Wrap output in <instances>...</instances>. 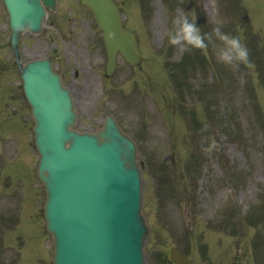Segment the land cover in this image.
<instances>
[{
    "label": "rangeland",
    "instance_id": "374dc122",
    "mask_svg": "<svg viewBox=\"0 0 264 264\" xmlns=\"http://www.w3.org/2000/svg\"><path fill=\"white\" fill-rule=\"evenodd\" d=\"M143 1L146 3H139L140 9H137L129 0H117L125 12L123 22L138 34L144 55L145 75H137L134 83L140 95L150 99L139 102L140 96L135 89L125 94L133 73L118 57L116 72L104 81L105 89L112 86L118 90L112 96L109 92L100 93L99 89L93 95L90 90L74 91L75 104L81 110V123L77 127L88 128L91 120L112 112L135 139L143 168V208L151 227V237L145 245L146 264H161L158 254L165 258L172 244L183 248L195 264H264V237L256 234V230L264 229H259L264 227V218L256 221L264 207V0ZM185 14H194L204 32H210L220 23L223 31L240 35L249 49L251 65L241 64L234 70L232 66L218 62L214 55L210 56L213 57L211 61L206 60L204 51L196 48H193L194 56L191 55L187 62V50L185 53L184 49L170 44L167 35L175 18ZM73 22L78 28L92 27L86 16L76 10ZM66 35L68 39L75 38L76 32L73 33L70 27ZM75 39L72 43L57 36L56 40L58 55L61 58L64 54L67 56L58 63L67 78L71 69L80 70L78 65L84 61L76 52L86 53L85 62L90 64L97 60L93 36H86L87 50ZM47 47L43 42L39 48L32 47L27 56ZM210 49L213 51L212 46ZM156 54L160 57L158 61ZM181 59L187 68L199 64L203 69L186 70L185 77L178 81L186 78L185 84L177 88L173 74L179 69ZM149 60L147 70L150 73L145 69ZM161 67H164L163 71ZM84 70L77 79L78 85H83L82 80L90 73V67L86 65ZM163 76L167 78L161 81ZM93 81L97 82L98 76ZM139 86L145 89L140 90ZM185 93L190 102L186 101ZM158 95L164 97L160 107L164 119L157 106L161 104ZM215 97L213 108H208V100ZM256 103L262 116L256 111ZM87 112L95 118L91 119ZM174 112L177 118L176 115H172L174 119L167 118L172 123L166 138L165 118ZM187 115L192 119L191 124ZM155 123L159 126H154ZM186 124L188 129H178ZM213 140L216 146L210 148ZM156 150L160 151L156 153ZM161 169L170 172L174 204L166 185L159 187L157 192L151 190ZM229 206L239 214L237 225L222 224L219 220L221 216L224 218V212L228 215ZM233 226L241 233L235 234ZM254 240L257 244H253ZM46 241L50 251L49 236ZM18 264H23L22 260Z\"/></svg>",
    "mask_w": 264,
    "mask_h": 264
},
{
    "label": "water",
    "instance_id": "95a60500",
    "mask_svg": "<svg viewBox=\"0 0 264 264\" xmlns=\"http://www.w3.org/2000/svg\"><path fill=\"white\" fill-rule=\"evenodd\" d=\"M6 2L8 4L10 0ZM44 2L47 4L48 1ZM82 2L92 9L104 32L108 54L107 71L110 72L113 68L117 50L130 63L138 62L139 55L133 33L121 28L114 3L111 0ZM23 4L21 14L15 7L11 9L13 30L24 27L38 30L43 15L38 0H23ZM22 77L26 96L32 106L36 145L41 154L38 175L47 194L44 214L47 228L54 236L55 264H104L105 254L111 264H125L111 255L120 253L118 247L125 245L129 237V227L134 224L127 220V213L119 221L111 223L103 218V207L125 209L126 204L131 205L132 216L138 220L135 222L138 229L135 236L139 237L140 242L134 241V247L139 243L140 252L137 250L136 253L137 262L139 264L140 260L141 264L140 248L146 236V228L139 216V196L132 203L118 185L101 179L103 171L104 174L106 172L104 165L112 157L121 161L124 170H131L138 177L131 141L108 118L103 129L96 134L86 133L89 136L86 137L88 143L92 142L109 150V154L103 155L99 162H93V158H89L80 165L82 155H78L77 164L78 157H67L64 152L71 148V144L79 147L81 142L78 141L84 136H79V133L69 128L75 122L76 112L69 91L62 87L59 75L52 72L49 61L44 59L27 63L22 69ZM110 163L111 160L109 165ZM99 192L103 193V199ZM86 243L91 244V247L81 255ZM171 258L175 264H189L176 249H172Z\"/></svg>",
    "mask_w": 264,
    "mask_h": 264
},
{
    "label": "clouds",
    "instance_id": "9594fccd",
    "mask_svg": "<svg viewBox=\"0 0 264 264\" xmlns=\"http://www.w3.org/2000/svg\"><path fill=\"white\" fill-rule=\"evenodd\" d=\"M194 14H185L175 18L173 27L168 31V40L184 50L193 48L207 50L212 46L216 60L238 70L241 64L251 65L249 49L240 35H232L222 30L220 23L210 31L204 32L197 24ZM213 140L209 146L215 147Z\"/></svg>",
    "mask_w": 264,
    "mask_h": 264
},
{
    "label": "flooded vegetation",
    "instance_id": "af4514ba",
    "mask_svg": "<svg viewBox=\"0 0 264 264\" xmlns=\"http://www.w3.org/2000/svg\"><path fill=\"white\" fill-rule=\"evenodd\" d=\"M1 119H3V118H2V113L0 112V120H1Z\"/></svg>",
    "mask_w": 264,
    "mask_h": 264
}]
</instances>
